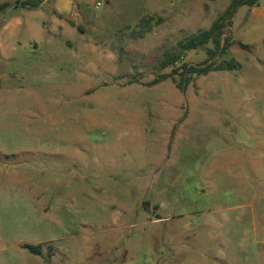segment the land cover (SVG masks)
I'll list each match as a JSON object with an SVG mask.
<instances>
[{
  "label": "rangeland",
  "instance_id": "1",
  "mask_svg": "<svg viewBox=\"0 0 264 264\" xmlns=\"http://www.w3.org/2000/svg\"><path fill=\"white\" fill-rule=\"evenodd\" d=\"M25 1L0 0V264H264V38L181 75L211 43L163 53L202 25L93 0L50 40L56 0Z\"/></svg>",
  "mask_w": 264,
  "mask_h": 264
},
{
  "label": "crops",
  "instance_id": "2",
  "mask_svg": "<svg viewBox=\"0 0 264 264\" xmlns=\"http://www.w3.org/2000/svg\"><path fill=\"white\" fill-rule=\"evenodd\" d=\"M45 1L42 2L43 5ZM89 1L93 0H56L52 9L47 12L48 18L42 20V25L49 39L55 40L57 32L68 34L75 28L84 31L86 25H91L92 20L100 15L92 13L88 4ZM135 1L137 0H95V8L100 7L103 3L111 5L114 2H121L122 7H126ZM146 1L150 2L152 7L147 13L142 14V17L167 13L169 17L175 19V22L177 21V24L184 26L188 23L202 25L199 29L202 30L209 28L212 21L226 9L231 0H179L180 8L178 9H174L173 3H166L163 0ZM114 8L116 9V7ZM211 11L213 14L210 13ZM235 22L238 24L236 37L233 36ZM12 27L11 21L6 22L5 28L10 29ZM228 27L229 32L227 34H230L235 42L248 45V48H244L233 43L228 49L234 55L246 53L258 41L254 35L260 34L264 38V0H259L258 4L250 6H240L231 17V24Z\"/></svg>",
  "mask_w": 264,
  "mask_h": 264
},
{
  "label": "trees",
  "instance_id": "3",
  "mask_svg": "<svg viewBox=\"0 0 264 264\" xmlns=\"http://www.w3.org/2000/svg\"><path fill=\"white\" fill-rule=\"evenodd\" d=\"M41 0H26L25 2L36 6L40 3ZM259 0H231L229 5L226 9L220 13L211 23L209 28L202 29L194 32L191 34L187 39L184 41L178 42V51H164L163 57L160 61V67L166 65H173L178 62L180 58V51L188 50V49H195L199 46H203L207 43H211V47H207L206 53L208 58L205 59L199 65H188L187 63H182L176 67L172 68L173 72H177L178 68H182L181 75L184 73L190 74H206L212 70H229L233 68H240L241 63L237 61L234 57H230L229 59L221 60L220 62L215 61L216 55H221L222 53L226 52L229 46L235 42L230 34H227L222 37V34L225 32V29L231 24V17L236 12V10L242 5H254L258 4ZM6 5L5 2L0 3V8ZM153 16H143L141 17L138 27L140 30L137 32L139 36H142L144 33L151 30L152 25L151 21L153 20ZM157 21V20H156ZM244 48H248V45L243 43H237ZM167 74H160L159 77L155 78L151 83H156L160 79L166 78ZM188 79V77H186ZM183 79L177 82V85L182 87ZM30 252L34 254L41 253V243L38 244H29L26 243L24 245Z\"/></svg>",
  "mask_w": 264,
  "mask_h": 264
},
{
  "label": "built area",
  "instance_id": "4",
  "mask_svg": "<svg viewBox=\"0 0 264 264\" xmlns=\"http://www.w3.org/2000/svg\"><path fill=\"white\" fill-rule=\"evenodd\" d=\"M97 5H99V2H97Z\"/></svg>",
  "mask_w": 264,
  "mask_h": 264
}]
</instances>
